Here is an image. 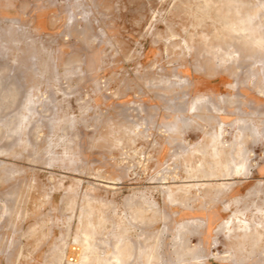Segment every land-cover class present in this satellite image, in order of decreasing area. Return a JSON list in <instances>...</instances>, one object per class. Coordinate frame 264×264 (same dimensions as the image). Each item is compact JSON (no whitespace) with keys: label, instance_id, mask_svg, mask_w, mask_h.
Returning <instances> with one entry per match:
<instances>
[{"label":"rangeland","instance_id":"rangeland-1","mask_svg":"<svg viewBox=\"0 0 264 264\" xmlns=\"http://www.w3.org/2000/svg\"><path fill=\"white\" fill-rule=\"evenodd\" d=\"M216 136L246 168L189 179ZM193 183L227 187L170 201ZM260 229L264 0H0V264H73L82 230L90 264H264Z\"/></svg>","mask_w":264,"mask_h":264},{"label":"bare ground","instance_id":"bare-ground-1","mask_svg":"<svg viewBox=\"0 0 264 264\" xmlns=\"http://www.w3.org/2000/svg\"><path fill=\"white\" fill-rule=\"evenodd\" d=\"M240 23L241 22L239 21L234 23L232 27L230 26L231 29L243 30L244 26L240 25ZM246 27L248 29L253 28L249 23L248 25L246 24ZM242 144H243V141H240L235 144L236 148H232L231 146L227 147L230 150L231 154L229 156V159H225L224 148L220 147V142L218 141L217 136L209 138L206 145L203 146L202 150L201 149L197 150L198 154L200 153V156L197 157L196 163H194V165L190 167L188 171V178L189 179H201V178L208 179L212 177L214 178L218 176H229V175L242 173L243 170L246 168V163H247V158L245 157V155L241 153L242 150L240 149V147ZM225 186L226 185L223 183L215 184L214 186L211 183L186 184V185L177 187L174 192L173 191L170 192L168 198H170V201L174 202L177 200L178 194H181L183 198H186V196H189L190 194H192V192H194L195 195L198 194V195H203V196L208 195L213 190L215 191V193H219V192L221 193L222 189L224 190ZM145 205H146L145 202H142L141 206H139V209H138L139 215L143 214V212L150 209V208H145ZM182 228L183 227H181V229ZM229 228L230 230H233L235 232L236 231L242 232L241 235H246L248 231L255 230L251 228L249 223L243 222L242 219H239V218H236V221H233L230 224ZM261 232L264 233V231H261ZM92 236H93V232L89 230H82L81 234H79V237L77 235L74 236L75 242H77L78 246H80L81 249H84V250H81L82 253L78 255L76 261L73 264H90L88 260L90 259V255L94 254V252L91 250V242H90ZM114 248H115V251L111 253L108 259L100 260L98 257L94 256V259L97 261V264H125V256L128 253V250L126 249H129V248L126 247V245L124 244H119L118 241L115 244Z\"/></svg>","mask_w":264,"mask_h":264}]
</instances>
